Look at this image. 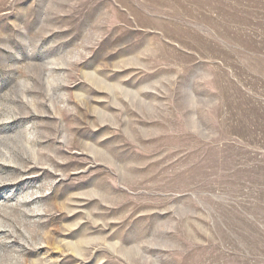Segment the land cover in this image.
<instances>
[{"label":"rangeland","instance_id":"obj_1","mask_svg":"<svg viewBox=\"0 0 264 264\" xmlns=\"http://www.w3.org/2000/svg\"><path fill=\"white\" fill-rule=\"evenodd\" d=\"M0 264H264V0H0Z\"/></svg>","mask_w":264,"mask_h":264}]
</instances>
